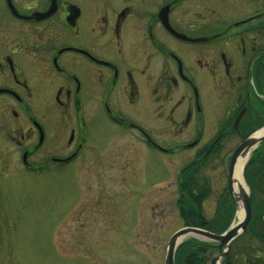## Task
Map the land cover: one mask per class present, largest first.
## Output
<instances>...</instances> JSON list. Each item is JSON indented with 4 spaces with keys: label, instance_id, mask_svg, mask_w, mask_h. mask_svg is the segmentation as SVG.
<instances>
[{
    "label": "flooded vegetation",
    "instance_id": "obj_1",
    "mask_svg": "<svg viewBox=\"0 0 264 264\" xmlns=\"http://www.w3.org/2000/svg\"><path fill=\"white\" fill-rule=\"evenodd\" d=\"M97 105L162 153L241 142L264 121V0H0V176L74 160Z\"/></svg>",
    "mask_w": 264,
    "mask_h": 264
},
{
    "label": "rangeland",
    "instance_id": "obj_2",
    "mask_svg": "<svg viewBox=\"0 0 264 264\" xmlns=\"http://www.w3.org/2000/svg\"><path fill=\"white\" fill-rule=\"evenodd\" d=\"M81 117L85 137L74 160L37 172L18 165L12 175L0 176V264H163L167 240L185 226L178 208L182 195L199 199L197 210L207 219L224 199L232 202L227 173L240 143L236 134L224 140L217 157L201 162L195 149L170 155L127 140L99 105ZM256 196L259 204L262 196ZM235 219L234 205L229 225ZM246 228L231 247L238 240L242 259L251 250L263 257L264 245ZM221 251L208 252L210 264Z\"/></svg>",
    "mask_w": 264,
    "mask_h": 264
},
{
    "label": "trees",
    "instance_id": "obj_3",
    "mask_svg": "<svg viewBox=\"0 0 264 264\" xmlns=\"http://www.w3.org/2000/svg\"><path fill=\"white\" fill-rule=\"evenodd\" d=\"M244 178L250 188L252 205V216L244 233H250V235L257 237L264 245V144L252 152L251 157L245 164ZM184 186L186 189L189 188L187 191L192 194V187H189L188 183ZM257 192L262 196L259 198V204L255 200ZM193 199V201L187 200L182 195L178 200V208L184 225L201 227L214 233H221L227 228L234 210V204L230 200L228 201V198L223 200L221 206L217 208L218 210L209 219L205 218L197 210V207L199 208V199L195 196H193ZM241 246L243 244L238 243V240L235 241L222 264H264L261 254L257 253L259 255L253 256L251 249L248 252L249 257L242 259V254L238 250ZM213 248L216 249L218 246L209 241L188 238L177 246L174 254L175 264H210L208 252ZM261 251L262 248L260 249ZM244 259H247V261L242 262Z\"/></svg>",
    "mask_w": 264,
    "mask_h": 264
},
{
    "label": "water",
    "instance_id": "obj_4",
    "mask_svg": "<svg viewBox=\"0 0 264 264\" xmlns=\"http://www.w3.org/2000/svg\"><path fill=\"white\" fill-rule=\"evenodd\" d=\"M264 128V125L259 127L245 137L232 151L228 162L227 173V186L231 200L233 201L235 208L240 203L243 209V216L241 220L236 224H230L223 232L214 233L201 227L185 225L175 230L166 244V252L163 264H175L174 254L177 246L185 240L187 237H194L200 240L216 243L222 248V251L211 258V264H221L222 261L230 250L232 240L238 236L248 225L251 217V203H250V191L248 185L245 183L247 189L242 187L238 188V192H233V170L236 160L240 156H245L246 163L250 153L261 143L264 142V131L260 132ZM264 263V254H263Z\"/></svg>",
    "mask_w": 264,
    "mask_h": 264
},
{
    "label": "bare ground",
    "instance_id": "obj_5",
    "mask_svg": "<svg viewBox=\"0 0 264 264\" xmlns=\"http://www.w3.org/2000/svg\"><path fill=\"white\" fill-rule=\"evenodd\" d=\"M262 131H264V128L260 132ZM247 155L248 154H246L245 156L238 157L234 165V170H233V192L234 193L238 192L239 187H242L245 190L247 189L245 182L243 180V176H242V168H243L244 161L246 160ZM242 216H243V209H242L241 204L239 203L237 206V210H236V219H235L234 224L238 223L241 220Z\"/></svg>",
    "mask_w": 264,
    "mask_h": 264
}]
</instances>
